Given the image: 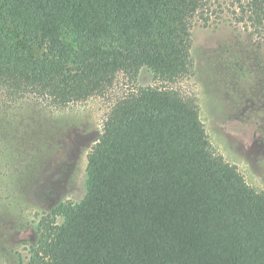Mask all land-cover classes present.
<instances>
[{
  "label": "trees",
  "instance_id": "obj_1",
  "mask_svg": "<svg viewBox=\"0 0 264 264\" xmlns=\"http://www.w3.org/2000/svg\"><path fill=\"white\" fill-rule=\"evenodd\" d=\"M222 16L264 41V0H0L8 99L55 109L119 74L131 83L87 153L83 197L40 215L25 264H264V189L213 149L197 97L172 86L192 73L193 23ZM2 23L43 53L13 46ZM143 66L154 83L138 86Z\"/></svg>",
  "mask_w": 264,
  "mask_h": 264
},
{
  "label": "rangeland",
  "instance_id": "obj_2",
  "mask_svg": "<svg viewBox=\"0 0 264 264\" xmlns=\"http://www.w3.org/2000/svg\"><path fill=\"white\" fill-rule=\"evenodd\" d=\"M1 27L13 46L43 53L37 42ZM190 35L192 73L172 86L197 97L213 149L264 189V41L227 16L195 21ZM153 83L152 71L141 67L134 84ZM130 86L119 74L107 93L55 109L33 98L10 100L0 88V264H25L40 215L83 197L87 153L112 102Z\"/></svg>",
  "mask_w": 264,
  "mask_h": 264
}]
</instances>
